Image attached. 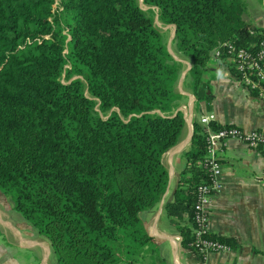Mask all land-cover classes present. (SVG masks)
I'll list each match as a JSON object with an SVG mask.
<instances>
[{"label":"trees","instance_id":"16d2710c","mask_svg":"<svg viewBox=\"0 0 264 264\" xmlns=\"http://www.w3.org/2000/svg\"><path fill=\"white\" fill-rule=\"evenodd\" d=\"M54 1L0 0V191L56 264H138L158 250L140 214L168 185L183 71L195 107L209 111L202 76L213 49L257 42L264 29L244 20L243 0H59L57 10ZM157 23L175 27L176 56ZM205 154L195 120L164 208L183 247Z\"/></svg>","mask_w":264,"mask_h":264},{"label":"crops","instance_id":"0c3cea01","mask_svg":"<svg viewBox=\"0 0 264 264\" xmlns=\"http://www.w3.org/2000/svg\"><path fill=\"white\" fill-rule=\"evenodd\" d=\"M244 1V20L264 29V0ZM202 81L209 84L208 112L218 124L264 129V105L236 81L227 60H208ZM178 90L184 95L178 107L184 126L178 143L163 155L168 185L157 206L140 214L158 250L155 256L140 258L138 264H264V148L251 147L237 138H229L217 153L222 165L221 186L208 205V228L213 235L229 240L231 251L201 256L181 242L172 243L180 235L168 224L164 208L173 199L185 166L183 153L190 147L193 122L201 112H207L205 103L195 107L196 98L182 83ZM0 264H56L49 241L14 210L10 196L1 191Z\"/></svg>","mask_w":264,"mask_h":264},{"label":"built area","instance_id":"2783aa9c","mask_svg":"<svg viewBox=\"0 0 264 264\" xmlns=\"http://www.w3.org/2000/svg\"><path fill=\"white\" fill-rule=\"evenodd\" d=\"M54 3H58L55 0ZM253 33V32H251ZM225 59L233 77L248 93L264 105V39L238 45L236 40H228L218 44L212 51L209 60ZM197 121L204 127L206 154L198 163L207 171V178L196 188V200L190 224L192 240L188 248L205 256L211 252H229L232 247L213 235L208 228V205L212 197L220 190L219 176L222 165L218 151L229 138H237L251 147L264 148V129L244 130L235 125H220L212 112H201ZM215 126V127H213ZM181 236L175 237L172 243L179 244ZM127 264V263H117Z\"/></svg>","mask_w":264,"mask_h":264},{"label":"rangeland","instance_id":"374dc122","mask_svg":"<svg viewBox=\"0 0 264 264\" xmlns=\"http://www.w3.org/2000/svg\"><path fill=\"white\" fill-rule=\"evenodd\" d=\"M243 1H244V0H243ZM255 1L259 2V0H255ZM244 2H245V1H244ZM245 4H246V3H245ZM59 7H60V2H59V0H58V3H57V4H56V3L53 4V9H54V10H57V8H59ZM143 7H144V6H143ZM157 26H158L159 28H161L162 32H164L165 39H166V41H167V45H168V49H169L170 53L173 54L174 56H176L175 53H174V51H173L174 48H173V45H172L174 26H172V25L162 26L160 23H157ZM185 73H186V70H184L183 73H182V76H181V78H180V82H179L178 87L181 85V83H182V81H183V79H184V75H185ZM169 232H170V234L172 233L171 230H169ZM166 253H167V254H170L169 251H166Z\"/></svg>","mask_w":264,"mask_h":264},{"label":"water","instance_id":"95a60500","mask_svg":"<svg viewBox=\"0 0 264 264\" xmlns=\"http://www.w3.org/2000/svg\"><path fill=\"white\" fill-rule=\"evenodd\" d=\"M174 32H175V27H174V30H173V36H174ZM167 47H168V45H167Z\"/></svg>","mask_w":264,"mask_h":264}]
</instances>
